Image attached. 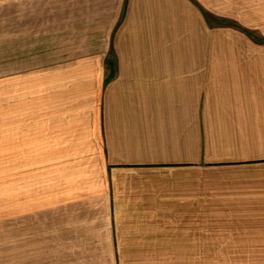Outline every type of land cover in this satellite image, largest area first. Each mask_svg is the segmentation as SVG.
Listing matches in <instances>:
<instances>
[{
	"label": "crops",
	"instance_id": "0c3cea01",
	"mask_svg": "<svg viewBox=\"0 0 264 264\" xmlns=\"http://www.w3.org/2000/svg\"><path fill=\"white\" fill-rule=\"evenodd\" d=\"M81 1L5 39L0 264H264V43L220 0Z\"/></svg>",
	"mask_w": 264,
	"mask_h": 264
},
{
	"label": "rangeland",
	"instance_id": "374dc122",
	"mask_svg": "<svg viewBox=\"0 0 264 264\" xmlns=\"http://www.w3.org/2000/svg\"><path fill=\"white\" fill-rule=\"evenodd\" d=\"M20 1L0 0V204L7 202L2 157L4 122L3 75L4 57L6 52L10 50L9 45L6 46L5 39L12 37V58L18 59L19 48L17 50L15 48L19 43L17 39L20 37V32H24V35L27 36L29 47L35 45L33 43L35 41H38L37 44L39 43V46L51 43L56 29L66 31V28L76 26L78 19H75V17L77 18L78 11L80 12L79 6H82V3L79 4V2H82L81 0H78L76 4L72 3V5H69V0H22V3ZM244 2L246 1L220 0V16L223 18L220 17L218 18L219 20L215 17V13L213 15L211 11L204 10L197 4L199 9L203 11L207 26L210 28L219 26L220 44L231 45L236 42H247L250 38L256 42L264 43V27L260 25L258 4L247 5ZM205 5L210 7L211 2H206ZM21 7L23 10L22 16L20 14ZM230 13L240 15L243 19L239 22L229 17ZM247 18L249 19L247 20ZM241 22L248 25V29L242 27L244 25ZM241 29L245 30V32L247 31L249 37L245 33L243 34ZM59 36L61 38V35ZM228 51V46L221 48L220 57L228 58ZM12 202H14L13 199Z\"/></svg>",
	"mask_w": 264,
	"mask_h": 264
}]
</instances>
